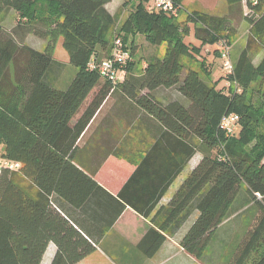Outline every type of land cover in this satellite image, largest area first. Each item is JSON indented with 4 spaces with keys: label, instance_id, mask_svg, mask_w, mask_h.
<instances>
[{
    "label": "trees",
    "instance_id": "16d2710c",
    "mask_svg": "<svg viewBox=\"0 0 264 264\" xmlns=\"http://www.w3.org/2000/svg\"><path fill=\"white\" fill-rule=\"evenodd\" d=\"M110 1L0 0V159L17 165L0 167V264H40L51 241L56 242L57 251L50 264H74L93 251L90 243L81 247L78 232L69 225H46L45 220L52 194L64 197L67 178L72 173L83 175L72 163L76 141L113 88L173 137L188 141L186 158L172 180L196 152L202 155L166 208L152 216L157 230L150 229L142 240L145 256H153L197 211L178 244L200 260L239 190L245 187L257 204V214L228 262L244 264L264 236V134L254 132L264 117L248 99L255 84L264 101V56L253 63L257 50L264 52V0L255 4L223 0L232 9L225 16L189 9L180 21L149 9L150 0H122L110 15L104 8ZM182 1L173 0L179 8ZM245 7L252 15H245ZM126 8L128 13L119 23ZM8 11L18 16L16 31L1 23ZM22 20L28 23L21 24ZM236 22L249 26L245 47L235 60L231 59L232 73L213 82V65L207 62L206 54L201 58L202 48L212 47L209 55L219 61L217 45L222 42L230 47L231 54V43L239 34ZM17 30L45 40V49L38 51L17 42ZM116 31L131 59L124 66L122 81L113 84L88 63L110 57V38ZM134 35L143 36L156 51L164 45L163 54L145 57L144 65L136 63L137 46L128 40ZM190 35L198 45L184 41ZM58 40L69 64L76 68L64 90L54 88L47 77ZM222 79L228 85L218 88ZM101 80V96L70 126V120ZM161 90H175L182 100L163 102L157 98ZM230 114L239 119L233 137L221 129L222 118ZM164 190L147 212L133 208L149 218ZM256 194L263 198L257 199ZM37 214L44 217V225H35Z\"/></svg>",
    "mask_w": 264,
    "mask_h": 264
},
{
    "label": "crops",
    "instance_id": "0c3cea01",
    "mask_svg": "<svg viewBox=\"0 0 264 264\" xmlns=\"http://www.w3.org/2000/svg\"><path fill=\"white\" fill-rule=\"evenodd\" d=\"M111 3L112 0L104 8L113 15L122 0L120 3L117 0L109 8ZM185 4L186 1L183 0L181 6L184 7ZM226 14L227 12H223L215 16ZM14 27L7 29L12 30ZM248 29L249 26L245 31L248 32ZM23 36L16 33L17 42L43 51L45 42L43 43L42 39L40 42L43 47L38 49L26 44V36ZM239 37L238 51H241L245 47L246 37L244 34ZM146 46L147 56L155 53L162 55L149 45ZM207 48L204 47L203 50L207 62L213 65L210 78L214 82L217 81L214 75L219 61L212 59ZM233 49L234 47L232 51ZM263 56L264 54L261 58ZM253 63L257 64L254 61ZM75 73L76 68L69 71L67 78L54 76L49 80L54 88L64 90ZM102 81L104 82L101 80L87 95L78 112L70 120V126L74 125L84 111L101 96ZM226 85L227 81L222 79L217 87ZM157 98L163 102L182 100L175 90H161ZM185 144H188L187 140L179 141L173 137L119 89L113 88L105 95L75 144L72 163L83 175L72 173L70 178H67L64 197L52 194L51 207L46 214V225H69L78 232V238L83 243L81 247H85L86 243L94 247L91 253L74 264H228L257 214V204L245 187L239 190L228 209L227 217L214 231L200 260L189 256L178 244L180 237L197 217V211L192 212L175 235L166 238L153 256L144 254L141 245L144 236L150 229L157 230L151 222L152 216L159 209L166 208L186 176L202 158V155L196 152L172 180L174 172L186 158ZM5 164L6 162L0 159V166ZM163 189L166 190L149 218H144L133 208L136 206L147 212ZM43 219L42 215L37 214L35 225H44ZM56 251V242H49L40 264H50ZM244 264H264V236Z\"/></svg>",
    "mask_w": 264,
    "mask_h": 264
},
{
    "label": "rangeland",
    "instance_id": "374dc122",
    "mask_svg": "<svg viewBox=\"0 0 264 264\" xmlns=\"http://www.w3.org/2000/svg\"><path fill=\"white\" fill-rule=\"evenodd\" d=\"M116 1L117 0H112V3L110 4L109 8H111L115 4ZM185 1H186V4H185L186 6L181 7L179 12L177 13V15L175 17H173L174 19H176L178 21H180L184 18V15L186 12L185 10H189V9L190 10L191 9H194V10L204 9L213 15L222 14L223 12L226 13L228 11L229 12L232 11V9L229 8L228 5L223 0H185ZM119 3H120V0H119ZM150 5L152 6V4H150ZM245 12H247L248 15H252L246 9H245ZM127 13H128V8H126V9H124V11H122L121 16L119 17V20H118L119 23L126 17ZM233 13H234V16L237 15V11H234ZM1 23L3 24L4 28L5 27L6 28L13 27V26L16 27V25L18 23V16L14 12L8 11L3 15ZM23 23L27 24L28 22L26 20H22L21 24H23ZM236 26L238 28L239 35L231 43V47L232 48L234 47L233 51L230 54L231 59L236 57L238 50H239V47H240V37L239 36L244 34L246 37L247 32L245 30L247 29L248 25L246 24V22H241L239 25L236 22ZM15 27L12 29L13 31H16ZM17 31H18L19 35L23 36L22 34H24V32L22 30L21 31L17 30ZM27 35L28 34H25L23 36V38L26 36L25 40H24V42L26 44L37 47L38 49H42L43 44L40 42L41 39L37 40L38 38L36 39L32 35H29V36H27ZM117 37L121 38L119 36L118 31H116V33H113L111 35L110 39H111L112 44L114 42V39ZM128 40L134 42L137 45V49L139 48L138 51L135 52L134 60L136 61V63L142 64L143 61L145 60V57L147 56L146 55L147 47H148V46H146L147 42L145 41L144 37L141 35L129 36ZM41 41H43V43L45 42V45H46L45 40H41ZM184 41L186 43L198 45V42H196L191 35L189 37H185ZM44 49H45V46H44ZM203 49L204 48H202L201 58H202V55L205 54ZM212 49L213 48L211 47L210 50H212ZM157 51L159 54L160 53L163 54L164 45L161 46V49L160 48L157 49ZM262 54H264V52L257 50V52L253 56V61L255 63H258ZM52 57L54 59V65L48 71V74H47L48 79H53L54 76L58 77V78L59 77L60 78H67L69 76V71L71 72V71L75 70V68L72 65L67 64L68 63V61H67L68 57H67L66 52L64 51V49L61 46L60 40H58L57 43L55 44V47H54L53 53H52ZM57 67H59V69ZM220 75L226 76L221 69V65H220V61H219V63L216 65L214 78L219 80ZM233 87H234V85H233ZM252 87H253L252 91L249 92V94H248L249 103L251 104V106L254 108L255 111H259L264 117V101H262L261 97L256 93V91H255L256 85L254 84V85H252ZM254 132H255V135H258L260 133L264 134V123H263V121H259L258 125L255 127ZM203 261H206V260H203Z\"/></svg>",
    "mask_w": 264,
    "mask_h": 264
},
{
    "label": "built area",
    "instance_id": "2783aa9c",
    "mask_svg": "<svg viewBox=\"0 0 264 264\" xmlns=\"http://www.w3.org/2000/svg\"><path fill=\"white\" fill-rule=\"evenodd\" d=\"M252 4H255L258 0H249ZM152 4V6L150 5ZM149 9L163 12L165 14L175 17L179 12V6L175 5L173 0H150L148 5ZM246 10H248L245 7ZM249 11V10H248ZM247 12H245V15ZM217 48L220 51V65L223 73L229 75L233 71V64L230 57V47L225 43L219 42ZM131 59L128 50L124 48V44L121 38L114 39L113 48L110 57L102 59L99 62L91 60L88 63L90 69H95L99 73L102 79H106L113 84H116L125 76L124 66L127 61ZM239 119L235 114H230L222 118L221 129L226 136L233 137L237 134L239 129ZM10 168L17 167L16 164H5ZM257 199H262L263 195L256 194Z\"/></svg>",
    "mask_w": 264,
    "mask_h": 264
}]
</instances>
